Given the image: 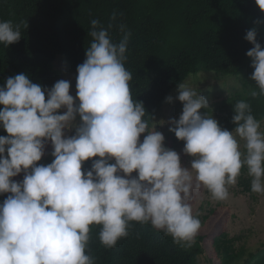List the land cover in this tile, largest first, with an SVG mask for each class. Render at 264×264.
Segmentation results:
<instances>
[{
	"label": "clouds",
	"instance_id": "clouds-1",
	"mask_svg": "<svg viewBox=\"0 0 264 264\" xmlns=\"http://www.w3.org/2000/svg\"><path fill=\"white\" fill-rule=\"evenodd\" d=\"M256 3L264 10V0ZM22 26L28 23L0 20V44L18 42ZM108 29L91 20L92 41L77 67L79 103L63 79L43 88L20 73L0 86V127L9 134L0 135V195L10 193L0 203V264H95L88 252L92 225L101 226L99 240L108 249L129 236L132 222L190 248L202 226L193 214L195 193L206 189L213 200L226 201L246 169L251 191L264 196V121L250 104H234L236 126L229 131L211 112H201L209 109L207 98L180 82L176 99L183 110L169 121V131L194 157L191 168L182 166L154 116L133 99V75L125 67L131 32L120 24L122 38L114 42ZM245 39L254 45L246 54L254 69L249 79L257 85L247 94L262 97L264 47L257 28ZM166 101L173 103V96ZM48 143L54 159L37 164ZM90 159L91 168L84 169ZM21 173L22 181L12 179Z\"/></svg>",
	"mask_w": 264,
	"mask_h": 264
},
{
	"label": "trees",
	"instance_id": "trees-1",
	"mask_svg": "<svg viewBox=\"0 0 264 264\" xmlns=\"http://www.w3.org/2000/svg\"><path fill=\"white\" fill-rule=\"evenodd\" d=\"M93 19L106 29L113 25L108 31L114 42L122 38L120 24L131 32L125 63L133 75L130 89L133 99L142 101L154 118L180 82L209 72L219 80L240 77L243 88L202 112H217L220 126L230 131L236 126L232 122L234 104L246 100L255 118L264 120V96L247 94L257 88L249 79L254 69L246 53L254 45L245 39L247 31L256 27L258 42L264 47V22L258 23L264 21V10L256 0H0V20L28 23L27 28L21 27L18 42L8 47L0 44V86L7 78L24 73L33 83L51 88L63 79L55 66L59 55L77 77V67L86 59L92 41L89 29ZM0 135L9 134L0 127ZM164 143L177 152L185 144L173 132L165 135ZM52 151L48 143L37 164L51 163ZM92 159L84 162V169L91 168ZM245 170L239 183L242 192H252L251 177ZM23 178L21 173L12 179ZM9 194L0 195V203ZM100 227L92 225L90 231L88 252L95 264H200L205 253L206 236L202 234L192 247L185 248L151 225L136 222H132L127 238L108 249L99 240ZM236 241L237 237L230 238L226 232L212 240L220 264H264V242L245 257L244 249L235 247Z\"/></svg>",
	"mask_w": 264,
	"mask_h": 264
},
{
	"label": "rangeland",
	"instance_id": "rangeland-1",
	"mask_svg": "<svg viewBox=\"0 0 264 264\" xmlns=\"http://www.w3.org/2000/svg\"><path fill=\"white\" fill-rule=\"evenodd\" d=\"M64 19L70 20L69 17ZM55 66L62 73L63 80L71 82L70 94L76 97V77L70 71L62 56L59 55L56 58ZM198 78L200 79L198 80ZM184 82H188L190 87L204 95L209 102V106L222 102L231 94L243 88L240 77H228V79L219 80L209 72H201L197 76L191 75ZM177 89L178 86L167 95L173 96L174 102L168 103L165 98L162 109L154 118L156 130L162 132L164 136L171 132L169 131L171 126L169 121L172 118L179 119L183 110V102L176 99L178 96ZM76 102L79 103L78 97H76ZM65 111L66 109H63V113ZM202 111L203 109H201ZM211 114L217 119V112ZM77 121H79V116H77ZM159 121H164V123L161 124ZM262 127H264V124H262ZM67 134H75V129L73 128ZM146 134H141V142ZM178 154H180L182 166L191 168V161L194 157L185 154L183 150L179 151ZM244 173H247V170ZM136 174V172L133 173L134 176ZM229 192V199L221 202L213 200L206 189H201L194 194L191 201L193 214L198 215L201 220L202 226L199 234L206 236L204 242L205 253L200 260V264H212L213 261L220 264L212 240L222 232H226L230 238L237 237L235 247L239 250L243 248L245 251L243 256L245 257L248 256V252L256 251L260 244L264 242V196L253 192H242L239 179L235 186L229 188Z\"/></svg>",
	"mask_w": 264,
	"mask_h": 264
}]
</instances>
